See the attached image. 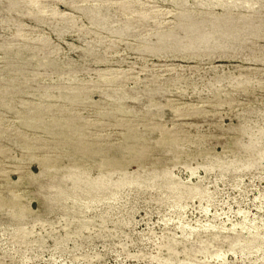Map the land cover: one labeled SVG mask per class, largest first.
Wrapping results in <instances>:
<instances>
[{"label":"rangeland","instance_id":"obj_1","mask_svg":"<svg viewBox=\"0 0 264 264\" xmlns=\"http://www.w3.org/2000/svg\"><path fill=\"white\" fill-rule=\"evenodd\" d=\"M0 264H264V0H0Z\"/></svg>","mask_w":264,"mask_h":264}]
</instances>
